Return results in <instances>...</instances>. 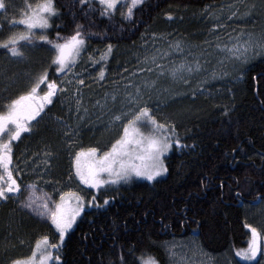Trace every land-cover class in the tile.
<instances>
[{"label":"trees","instance_id":"1","mask_svg":"<svg viewBox=\"0 0 264 264\" xmlns=\"http://www.w3.org/2000/svg\"><path fill=\"white\" fill-rule=\"evenodd\" d=\"M225 1L228 0H146L128 20L118 12L101 15L96 0H87L86 5L78 0H55L57 13L44 33L55 41L57 33L69 37L76 25H81L91 53L104 52L109 44L116 54L121 53L115 58L110 55L107 70L114 71L127 60L126 53L139 45L147 30L164 23L166 13L193 14ZM34 36L25 44L51 48ZM51 70L54 73V68ZM48 76L52 80L58 74ZM58 94L45 108L47 114L52 112L61 119L64 113L55 103ZM262 102L264 59L248 67L240 82L218 96L209 94L194 100L192 114L177 121L176 126L181 143L188 147L178 149L173 145L164 157L167 174L152 182L131 179L100 189L94 194L96 201L86 207L56 251L60 260L54 259L52 264H122L121 254L123 264H140L141 257L168 264L165 243L195 235L216 260L225 258L220 264H247L234 254L250 241L247 225L262 233V212L251 206L256 197H264ZM41 116L44 119L46 115ZM43 119L17 151L41 146L61 149L58 132ZM55 161L54 178L61 191L70 185L65 182L68 175L73 176L72 163L64 153ZM204 177L211 178L207 187L201 184ZM164 224L168 227L164 228ZM40 226L30 225L26 241L43 231Z\"/></svg>","mask_w":264,"mask_h":264},{"label":"rangeland","instance_id":"2","mask_svg":"<svg viewBox=\"0 0 264 264\" xmlns=\"http://www.w3.org/2000/svg\"><path fill=\"white\" fill-rule=\"evenodd\" d=\"M41 2L42 0H6V3H9L8 10H0V41L11 35L26 34V26L20 24L19 21L24 18L25 14H30L31 10ZM124 2L125 0H121V4ZM233 10H237V15L229 18ZM246 11L248 15H244ZM117 12L128 20L133 17L127 18L124 8H119ZM52 17L49 19V25H51ZM162 21L163 24L146 31L139 45H135L130 52L126 53L129 57L114 71L107 70L110 56L108 57L105 62V79L103 81L97 78V70L100 64L93 65V59H98L102 52L95 55L96 52L91 53L89 46L85 44V51L81 58L77 60L72 73L66 77V79L73 80V84L69 86L66 95L59 93L55 101L63 111L64 117L60 119L49 112L43 119L50 126L49 128H52L51 130L58 132L61 139V149L56 151L53 148L41 146L21 153L17 151L27 142V138L34 133L33 131L29 136H25L26 133L22 134L21 139L14 142L13 164H18L21 169L19 173L14 170V176L21 183L23 195L14 196L8 201L0 200V264H10L13 259L28 258L35 250L36 243L45 236L48 237L49 243L59 242V233L51 224L50 219L22 207L20 200L25 199L28 195L24 190V184L35 182L38 188L37 195L43 196L47 193V198L55 202H59L60 196L66 192H74L84 198V210L76 217L75 223L68 230L64 241L68 233L77 224L86 207L92 203V195L107 186L103 185L97 190L82 184L75 176V154L82 149L87 151L90 147H97L99 149L98 155H100L108 150L118 138L121 129L118 122L115 125L111 123V117L114 111H118L122 107L120 101L125 91V84L131 82L134 85H141L145 79L156 80L155 88L151 90L142 88L141 103H146L152 109L157 120L162 122L168 120L177 126V121L187 119L192 114L194 100L203 95L211 94L212 96L214 94L218 96L220 91L227 90L234 83L240 82L248 67L264 59V52H257L247 63L241 64L238 61L229 63L226 61V70L229 73L227 76L211 79L209 75L211 71L216 69L217 60L221 58L219 50L215 47L217 43L230 45L229 34L236 36L242 31L257 34L264 31V0H228L193 14L166 13L162 17ZM216 24H220L221 27L215 28ZM49 27L44 30L33 29L34 37L38 36L41 31L46 32ZM215 33L219 35L217 36ZM177 41L181 42L180 50L170 47ZM27 42L25 41L24 45L18 44L24 53L22 59L11 57L6 49L0 48V105L26 91L31 80L42 70L47 69L48 74L56 73L51 70L55 67L51 64L53 57L51 48L38 49L36 46L25 44ZM113 50L111 54L114 55V58L121 54H116L117 50ZM161 53H167V55L161 57ZM153 54L157 55V63L164 66L163 75L159 74L160 69L155 64L150 61L145 63V56L151 57ZM197 60L202 65V69L192 73H184L188 83H184L181 79L173 80L171 78L168 70L174 65L182 62L194 63ZM148 68H152V71H147ZM141 69L145 70L141 71ZM134 73L135 75H133ZM57 74L55 79L58 84H61L60 77H63L64 74ZM77 79H83L84 84L76 83ZM44 88L45 86L41 85V90ZM77 88L80 89L79 93L75 91ZM112 93L117 94L116 102L113 103L109 98L106 103L105 97H110ZM75 95L80 96L79 110L76 108ZM47 111L48 109L45 108L41 115ZM38 120H41L40 117ZM58 120L64 121L76 130L72 133L71 139L64 135L66 129L58 123ZM141 130L147 131L143 128ZM45 151L50 153L47 157V164L44 163ZM61 153L70 159L73 176L68 175L65 183L70 185L60 191V183L54 176L56 175L55 160L59 159ZM166 174L164 173L156 179L164 177ZM133 179L148 181L140 177ZM73 206H75V202H73ZM259 211L262 212L263 216L259 223L262 228V236H264V211ZM31 224H35L36 227L41 224L40 228L43 227V231H38L33 238L26 241L27 229L30 228ZM166 244L175 245L173 251L176 255L171 257V260L175 261L176 264H220L222 260H225V258L220 262L216 260L214 255L202 247L196 235L171 240ZM262 249H264V241H262ZM57 250H52L53 257H55ZM202 252L208 255H202ZM209 257H211L210 261ZM37 258H39V253ZM53 261L54 259L48 264H52ZM168 264H170V255Z\"/></svg>","mask_w":264,"mask_h":264},{"label":"snow or ice","instance_id":"3","mask_svg":"<svg viewBox=\"0 0 264 264\" xmlns=\"http://www.w3.org/2000/svg\"><path fill=\"white\" fill-rule=\"evenodd\" d=\"M78 3L86 5L87 0H78ZM96 3L100 6L101 15L111 16L119 8H124L126 9L127 18L130 19L133 16V10L142 5L144 0H125L123 4H121V0H96ZM232 7L234 8V5ZM252 7H255V5H252ZM8 8L9 3H6V0H0V10L7 11ZM56 13L55 0H42L36 8L31 10L30 14H25L24 18L19 21L20 24L26 26L27 33L9 36L7 39L0 41V48L6 49L11 57L22 59L24 53L18 46L19 41L30 40L33 29H47L50 26V17L56 15ZM236 15L237 10H233L229 18ZM244 15H248V12L246 11ZM81 27V25H76L74 34L69 37H60L57 33L55 41L50 40L43 31L38 35L40 41L51 45V51L53 52L51 64L55 66L54 72L64 74L63 77H60L61 84H58L56 79L50 80L48 70L44 69L31 80L26 91L0 105V200L2 201H8L14 196L23 195L21 183L14 176V170L19 173L21 169L18 164H13V144L21 139L22 134L31 133L33 128L39 125L40 120L37 117L43 119L41 113L47 105L53 103V98L57 96L58 92L65 95L68 93V88L73 84V80L66 79V77L72 73L77 60L81 58L82 53L85 51V38L80 30ZM214 27L219 28L221 25L216 24ZM215 35L218 36L219 34L215 33ZM229 40L230 45L228 43H217L215 45L221 54V58L217 60L216 69L209 73L211 79L222 78L229 74L226 70V61L229 63L238 61L243 64L247 63L257 52H264V31L258 34L242 31L236 36L229 34ZM170 47L180 50L181 42L177 41ZM111 53L112 45L109 44L98 59H93V65L100 64L97 70V78L100 81L105 79V62ZM160 55L163 57L167 53H161ZM149 61L160 69V75L164 74V66L157 63L156 54L151 57L145 56V63ZM201 69L202 65L197 60L194 63L182 62L176 64L168 72L173 80L181 79L184 83H188L189 81L184 73H192ZM144 70L141 69V71ZM147 71H152V68H148ZM76 83L83 85L84 80L77 79ZM41 85L45 86L43 90H41ZM155 86L156 80L148 79L143 80L141 85H134L131 82L124 85L125 91L120 101L122 107L118 111H114L111 117V123L115 125L118 122L121 129L118 138L115 139L108 150L100 155H98L99 149L97 147H90L87 151L82 149L75 154V176L82 184L99 190L103 185L118 184L121 181L128 182L134 177L153 181L158 176L168 172L164 157L173 148V145H176L178 149L188 147L181 143L174 122L157 120L152 109L146 103H141L143 98L142 88L151 90ZM75 91L79 93L80 89L77 88ZM109 98L115 103L117 94L112 93L110 97L106 96V103ZM74 99L76 108L79 110L80 96L75 95ZM85 112H87L86 109ZM32 121H36V124H33ZM58 123L65 127L64 135L71 139L72 133L76 130L62 120H58ZM142 128L147 131H142ZM44 155L46 157L44 163L47 164V157L50 153L45 151ZM210 180L211 178L204 177L201 179V184L207 187ZM24 190L28 195L25 199L20 200L22 207L50 219L51 224L55 226L56 231L59 233V242L49 243L48 237L45 236L36 243L31 256L26 259H13L10 264H48L53 259L59 261L60 256L53 257L52 250L60 248L65 235L75 223L76 217L84 210V198L77 193L66 192L60 196L59 202L51 201L50 198H47V193L43 196L37 195L38 188L35 182L24 184ZM91 199L92 202H95L96 196L92 195ZM73 202H75V206H73ZM104 204H108L107 199L104 200ZM251 206L264 211V197H256L251 202ZM163 227L167 228L168 225L164 224ZM247 227L250 229V241L245 249L237 250L234 255L247 262V264H264V249H262L264 236L256 227L252 225H247ZM174 247L175 245H165L166 251L170 255V264H176L175 261L171 260V257L176 255L173 251ZM38 253L39 258H37ZM201 254L208 255L204 252ZM120 259L123 264V254H121ZM210 260L211 257H209ZM140 264H158V262L153 257H149L147 260L141 257Z\"/></svg>","mask_w":264,"mask_h":264},{"label":"flooded vegetation","instance_id":"4","mask_svg":"<svg viewBox=\"0 0 264 264\" xmlns=\"http://www.w3.org/2000/svg\"><path fill=\"white\" fill-rule=\"evenodd\" d=\"M19 182V181H18Z\"/></svg>","mask_w":264,"mask_h":264}]
</instances>
